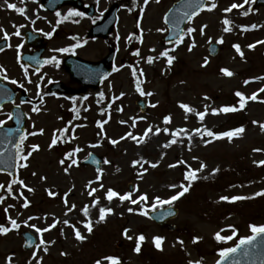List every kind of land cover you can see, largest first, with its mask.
Wrapping results in <instances>:
<instances>
[{
	"label": "rangeland",
	"instance_id": "obj_1",
	"mask_svg": "<svg viewBox=\"0 0 264 264\" xmlns=\"http://www.w3.org/2000/svg\"><path fill=\"white\" fill-rule=\"evenodd\" d=\"M172 2L173 0H149L148 5L144 6L143 0H136L134 9L129 12L128 7H133V2L125 0L120 20L110 35L115 39L118 52L116 66L119 70L98 89L89 90L77 106H73L74 102L70 97H54L45 99L39 112H29L26 133L37 134L27 136L22 144V151H31L33 144L39 145V149L32 152L27 160V167H21L24 163L21 161L17 178L22 179L33 191L17 183L13 185V194H8L7 184L12 179L0 175V184L5 185L4 189H0V195L6 196L5 201L0 204V223L11 228L7 220V216L11 215L20 224L18 229L0 234V264H8L10 255L12 264H37L40 258V264H96L97 260H101V264H111L103 259L109 256L117 257L118 264H189L190 260L211 264L216 259V251L220 247L229 248L241 237L251 234L250 224H264V195L253 196L264 189V165L254 163L264 160V151H253L257 148L264 149V129L260 126L264 124V92H258L264 87V80L251 79L264 76V8L252 11L244 6L233 9L232 12H224L223 10L233 2L242 3L243 0H216L215 9L209 11L204 8L185 26L184 32L189 27L197 29L192 34L196 46L189 51V36H184L183 43L165 44L161 39L167 31L162 14H165L163 12ZM211 2L212 0L208 4ZM7 3L24 7L27 16L23 14L22 17L26 18L28 23L25 19L18 20L15 9L8 8ZM7 3L0 0V13L3 15L2 27L10 34L19 23L24 24V27H31L32 20H35L34 28L41 29L43 33L52 31L55 13L42 11L35 0H7ZM110 3L111 0H99L96 13L101 14ZM141 8L144 9L143 12ZM244 11H248V15H243ZM139 12L142 13V20L136 24L133 17ZM225 17L231 21L230 25L223 23ZM252 24L257 27L247 30L241 27ZM202 25H207L203 34L200 33ZM90 26L89 21L67 22L57 26V36L47 44L50 48L47 56L61 57V54L53 50L72 44L73 37L70 34L78 40H84ZM225 27H230L231 31L225 32ZM220 37H223V43H220L221 51L212 57L207 53V46L211 41L219 42ZM104 41L106 40L101 38H87L79 53L85 58L100 57L109 50ZM257 41L261 43H256ZM20 42L16 45H20ZM234 44L241 46L243 57L234 49ZM249 44H255V47L248 48ZM166 48L174 49L170 54L176 59L171 66L167 65L166 57L159 56ZM136 49L140 50L139 56L134 54ZM12 53L13 50H10L4 56V61L7 60L9 64L14 60ZM149 55L158 58L148 63L146 58ZM205 58L209 61L206 66ZM225 67L234 74H223L221 69ZM134 68L137 70L136 76L133 75ZM139 69H143V75H140ZM46 70L60 69L49 66ZM246 79L250 80L247 85L244 84ZM137 80L145 92H152L153 95H141L136 87ZM238 90L246 96L258 92V99L247 101L246 107L238 111L219 114L211 112L212 108L238 106L239 97L235 95ZM100 92L104 93L103 97L98 95ZM121 92L125 95L113 100V97L119 96ZM137 96L144 98L147 106L144 113H141L135 104ZM181 102L197 111H204V106L208 105L209 112L203 121H200L195 113H187L185 119L186 112L180 107ZM153 104L156 106L152 107ZM121 106L123 111H117ZM74 107L79 109L78 113ZM102 108L105 109L104 112H101ZM68 110H73V117ZM169 114L172 117L171 123L165 124L163 118ZM139 116L146 119L136 120V126L132 127V118ZM105 119H108V123L104 125L107 135L98 136L97 133L101 129L97 122ZM121 120L128 123L122 124ZM150 124L153 125V132L143 137ZM156 126L162 129L160 133H155ZM240 126H243L245 131L231 140L227 137L212 139L206 134L202 139L193 131L198 127H207L214 132H224ZM65 127L67 132H57ZM165 127L169 129L168 132L163 131ZM41 128L44 129L42 134L38 132ZM178 128L186 130L191 135V141L184 132L175 135ZM127 132L137 135L138 139L143 137V142L138 144L130 138L119 140ZM54 135L57 139L61 135L63 141L58 139V143L50 148L49 144ZM109 138L117 139L119 143L113 145ZM173 139L176 140L175 143H171ZM204 139L211 142L205 144ZM77 146L81 149L74 157L78 164L69 167L70 160L67 159L61 164L60 161L65 159L64 154ZM89 152L110 161L103 164L102 173L90 166L80 165V161ZM141 157L146 161H158L156 167L142 161L143 167L148 169L142 176L140 166L134 167L132 164L133 160ZM193 157L198 159L194 160ZM178 160L186 163L176 164ZM201 162L207 166L197 173L199 179L192 182L191 188L184 196L171 204L178 209V215L170 221L175 225V230L169 231L166 227L156 225L139 211L145 207L147 211L153 209L150 205L155 196L166 199L179 191L181 182L187 183L185 172L188 165H191L192 169H198ZM173 164L176 166H169ZM65 167H69L68 172L64 171ZM215 168H219V171L213 173ZM97 175L101 176V180H96ZM90 181V187L98 189L93 196L88 195ZM101 183L104 185L103 189L100 188ZM128 183H131L133 188L138 186L139 193H148L149 200L145 204L133 205L129 201L121 202L119 198H113L112 201L106 199L108 188L123 194L128 192ZM173 184L177 185V188L169 187ZM48 190L57 195L50 196ZM20 191H23L24 196L31 202L27 208L22 207V197L16 198ZM66 192H69L68 207L72 203L77 205L76 209L67 215V207L64 204ZM137 195L138 193L133 191V199L137 198ZM233 195L250 198L235 202L220 200L221 196ZM95 196H98L100 201L96 207H92ZM86 204L89 205V216L94 224L90 233L81 223L88 219L81 211ZM9 205L14 207L9 208ZM100 207H112L114 212L107 214L105 221L97 223ZM130 207L137 211L129 212ZM5 208H8V213H5ZM29 216L36 217L29 221V225L36 224L40 228L47 227L57 217L60 221L69 219L86 238L82 241L77 239L74 229L62 222L43 234L36 233L35 229L23 224ZM229 225L234 226V229ZM125 229L129 230L128 235L133 239H127ZM22 230L34 232L38 237L37 245L41 235L45 241L55 242L41 245L39 250L35 247L24 251L21 248ZM233 230L236 235L232 240H217L215 237L217 231L228 236L232 235ZM141 233L146 239L141 242V250L136 252V237ZM157 235L165 238L162 248L159 249L153 240ZM196 236L201 239L194 243L193 238ZM179 240H183V245ZM116 241H121L123 245L117 247ZM45 246L48 247L47 252L43 251Z\"/></svg>",
	"mask_w": 264,
	"mask_h": 264
},
{
	"label": "snow or ice",
	"instance_id": "obj_2",
	"mask_svg": "<svg viewBox=\"0 0 264 264\" xmlns=\"http://www.w3.org/2000/svg\"><path fill=\"white\" fill-rule=\"evenodd\" d=\"M5 2L7 3V0H5ZM133 2V6L135 7L136 5V0H132ZM157 2H159V0H157ZM97 3H99V0H97ZM149 3V0H143V4L144 6H147ZM248 3V0H243L242 3H236V2H233L229 7L225 8L223 11L224 12H232L233 9H239V8H243L245 4ZM7 7L8 8H11V9H15L18 13H21V14H25L26 12V9L24 7H17V5L15 3H7ZM41 8L44 7L43 4L40 5ZM217 7V3H216V0H212V2L210 4H207V3H204V4H198L197 5V9H201V8H207L209 11L215 9ZM133 9L132 8H128V11H132ZM143 8H141V12H143ZM85 15L84 12L82 11H79L75 8H71L68 10L67 14L66 15H62L59 11L56 12V16L60 18V20L57 22V26H59V23L62 22V21H65V20H68L70 19L71 17H83ZM185 15L187 16V18L191 21L192 18L197 15V11L196 10H193L192 12H185ZM243 15H248V11H244L243 12ZM37 18H39L37 16ZM167 19V17H166ZM75 22H79V21H75ZM32 23L34 24L35 23V20H32ZM223 23L225 25H230L231 24V21L228 19V18H224L223 20ZM18 29L19 27H23V25H20V26H17ZM207 25H202L200 27V33L203 34L204 33V30L206 29ZM244 30H247L248 28H256L257 25L255 24H252V25H242L241 26ZM55 27L53 28L52 31H49V32H45L44 34L48 37H51L53 35V33L55 32ZM225 32H229L231 31V28L230 27H225L223 29ZM0 31L3 32V36L5 39H7L10 34L4 30L2 28V26H0ZM38 31H42V30H38ZM158 31H164V29H158ZM197 31V29L195 27H189L187 28L186 32H183L180 37H179V40L177 43H183V40H184V36H189L191 38V43L189 45V51L192 50L193 47L196 46V40H195V37L192 35L193 33H195ZM14 35L16 36H20L21 33L19 30H17ZM73 39H77L76 37H73ZM129 39H131V36L129 37ZM141 41H142V30H141ZM219 42L220 43H223V37H220L219 38ZM86 43V41H85ZM169 43H172V41H169ZM256 43H261V41H257ZM9 47H11V45H8ZM78 46H80L79 44V40L77 39V43L75 44H72L68 47H63V48H59V49H54L53 51L54 52H68L70 50L74 51ZM17 47L19 48L20 45H17ZM234 49L237 51V53L240 54L241 57L244 56V53L243 51L241 50V46L239 44H234L233 45ZM255 47V44H249L248 45V48H254ZM4 51V48H0V52ZM153 51H155V49H153ZM171 51H174V49H169V48H166L164 49L163 51H161L159 53V56L160 57H166L167 58V65L168 66H171L173 64V62L175 61L176 57L174 55H171L170 52ZM135 55L139 56L140 55V50L139 49H136L135 52H134ZM158 57H154V56H147L146 60L148 63H152L154 62L155 59H157ZM49 63H53L56 67H59V61L57 60V57L55 55L51 56L50 58H47V59H44L43 60V64H49ZM139 63V62H137ZM209 63L208 59L205 58L204 60V65L206 66L207 64ZM121 67H123V65H121ZM115 70H119V69H114ZM6 69H4L3 65H0V74H3V79L5 80H8L9 77L6 75ZM37 72L40 71L39 68L36 69ZM221 72L227 76H232L234 73L227 67L225 68H222L221 69ZM139 73L140 75H143V69H139ZM25 74L27 75V69H25ZM133 75L136 76L137 75V70L134 68L133 69ZM44 79L43 75L40 77V82H42ZM251 79H254V80H264V76H261V77H253ZM40 82L37 83V90H38V94H41V95H47L48 93H43L42 89L40 88ZM52 81L49 80V83H51ZM250 82V80L246 79L244 81V84L247 85L248 83ZM12 83L13 84H16V83H19L18 81L16 80H12ZM28 83H32V80L31 78L29 77L28 79ZM20 87L21 88H24V84H20ZM136 87H137V90L140 92L141 95H147V96H151L153 95L152 92H145V90L140 87V82L139 80H137V83H136ZM258 92H264V87L260 88L258 90ZM258 92H253L250 96H246L245 93L241 92V91H236L235 95L237 97H239V101H238V106L237 105H230V106H221L220 108H212L211 109V112L213 114H219L220 112H223V113H228V112H234V111H238V110H241V109H244L246 107V102L249 101V100H257L258 99ZM99 96L103 97L104 96V93L103 92H100L98 94ZM125 95V93L121 92L119 94V96H115L113 97V100H116V99H119L120 96H123ZM208 97L206 96L205 99H207ZM71 99L73 101L76 100L75 97H71ZM86 99V97H85ZM21 103H24V101H21ZM28 103H31V101H28ZM158 103V102H157ZM156 105L153 104L152 107H155ZM111 107V105H109V108ZM180 107L182 109L185 110L186 112V116H185V119H187V113H195L196 116H198V118L200 119V121H203L205 116L208 114L209 112V106L208 105H205L204 106V111H197L195 108L189 106L188 104H185V103H182L180 104ZM0 108H2V105H0ZM41 109L40 107H33L32 111L33 112H39ZM74 110L78 113L79 112V109H75L74 107ZM105 109H101V112H104ZM117 111L119 112H122L123 111V107H119L117 108ZM9 119H11V115H9L8 117ZM110 115L108 117V119H110ZM108 119H105V120H102V121H98V125L101 129L100 132L97 133V135H104L106 136V132H104V125L108 123ZM146 119V117H143V116H139V117H135V118H132V127H135L136 126V120H144ZM164 120V123L165 124H169L171 123V120H172V117H171V114L169 115H166L164 116L163 118ZM5 123L4 120H0V125H3ZM69 123H71V121H69ZM120 123L122 124H127L128 121H124V120H121ZM254 123H256L254 121ZM262 129H264V124H261L260 125ZM68 129L67 127H65L64 129H59L57 130L58 133H64V132H67ZM162 131V129L159 127V126H156L155 127V133H160ZM164 132H168L169 129L167 127H165L163 129ZM196 134H198L202 139L204 138L205 134L208 136V137H211L212 139H217V138H224V137H227L229 140H231L234 136H240L244 131V127L243 126H240V127H237L235 129H232V130H229V131H224V132H214L212 131L211 129L207 128V127H203L202 128H195L193 130ZM38 132L40 134H42L44 132V129H39ZM153 132V125H149L147 129H145L144 133H143V137H147L149 135V133H152ZM181 132H184L185 135H188L189 137V141H191V135L184 129H176L175 130V135H179V133ZM37 132H30V133H25L23 135L20 136V143L16 145V148L18 150V153H19V159L21 161H23L24 163L21 164V167H27V160L28 158L32 155V152L33 151H36L39 149V145H36V144H33L31 146V151H28L26 153H24L21 149V145L24 143V141L27 139V136L29 135H36ZM143 137L142 138H139L138 139V136L137 135H134L132 132H127L124 136H121L119 138V140H123L125 138H130L131 140L135 141L136 143H142L143 142ZM110 139V142L115 145L117 143H119V140L117 139ZM176 140L173 139L171 141V143H175ZM211 141L207 140V139H204V143L207 144V143H210ZM58 143V139L57 137L54 135V137L52 138L51 140V143L49 144V147H53L55 146L56 144ZM168 145L166 144L165 147H167ZM81 149L77 146L75 148H73L71 151L69 152H66L64 154L65 156V159H62L60 161L61 164H64L65 163V160H70V166L72 165H77L78 164V160L75 157V154L80 152ZM253 151H264V149H253ZM91 155V153L89 154ZM193 159H198L197 157H193ZM147 163V164H150L151 167H156L157 164H158V161L157 162H152V161H146L144 160L143 157H141L140 159L138 160H133L132 161V164L133 166H137L139 165L140 168H141V173L140 175L142 176L144 173H146L148 171L147 168H144L143 167V163ZM97 163H99L97 161ZM104 163L105 164H108L110 163V161H108L107 159L104 160ZM186 163L185 161L183 160H178L176 162V164H184ZM254 163H256L257 165H264V160H260V161H254ZM170 167H175L176 165L173 164V165H169ZM206 163L204 162H201L200 163V167L198 169H192L191 168V165H188V170L185 172V182H181V184L179 185V188L180 190L175 192V194L167 197L166 199L165 198H162L161 196H155L153 198V203L150 205L151 208L155 209L157 207V205H160V206H163V205H171L173 204L175 201H177L180 197L184 196V194L186 192L189 191V189L191 188V184L193 181L199 179V176L197 175V173L203 171L205 168H206ZM69 167H65L64 168V171L65 172H68L69 171ZM98 173H102L103 172V169L102 168H99L97 169ZM117 171H119V168H117ZM213 173L219 171V168H215L212 170ZM46 179V178H45ZM96 180L99 181L101 180V176L100 175H97L96 176ZM19 183L21 186H23V188H27L29 191H33V189H31L28 185H26L24 183V181L22 179H15V180H12L10 183L7 184V193L8 194H13V185ZM91 181L89 182V187L91 186ZM170 188H177V185L173 184V185H170L169 186ZM5 188V185L4 184H0V189H4ZM100 188L103 189L104 188V185L101 183L100 184ZM98 191L97 188L95 187H90V190L88 192V195L89 196H93L94 193H96ZM133 191L137 192L138 195H137V198L133 199ZM69 192H71V189H69ZM69 192H66L64 194V204L66 205L67 207V212L65 213V215H67L68 213L72 212L74 209H76L77 205L75 203H72L70 207H68V200H67V196L69 195ZM48 194L50 196H55L57 195V193L51 191V190H48ZM260 195H264V189H261L260 191L256 192L253 194V196H260ZM105 196H106V199L108 201H112L113 198H119L121 202L123 201H129L131 204L133 205H136L137 203H140V204H145L148 200H149V195L148 193H139V188L138 186H134L133 190H130L128 192H125L123 194H121L120 192L112 189V188H108L106 193H105ZM23 198V204H22V207L23 208H27L29 207L30 205V201L28 200V198L26 196H24V192L23 191H20L18 196L16 197L17 199L19 198ZM250 197H246V196H239V195H233L231 197L229 196H221L220 197V200L222 201H231V202H235V201H238V200H241V199H248ZM6 199V196L4 195H0V204H2ZM99 201H100V198L98 196H95L94 199L92 200V204L91 206L92 207H96L98 204H99ZM9 208L11 207H14V205H9L8 206ZM5 213H8V208H5L4 209ZM83 215L85 217H88V219L86 221H81V223L84 224V226L86 227L87 231L90 233L92 232L93 230V227H94V224H93V221L92 219L90 218L89 216V205H84V207L81 209ZM128 211L129 212H134V211H137V209H134V208H128ZM139 211L142 212L143 215L145 216H148V211H147V208H142L140 209ZM114 212V209L112 207H100L99 208V216H98V220L96 221L97 223L99 222H103L105 221L106 219V215L107 214H111ZM171 213L169 212H162L161 213V218H163V216L165 215H170ZM36 217H33V216H29L27 219H25L23 221V224L25 225H28L30 228H33L35 229L36 233H40V234H43L44 232H47L49 231L50 229L52 228H55L56 227V224L57 223H63L65 225H70L73 229H74V234L76 236L77 239L79 240H84L86 237L81 233L80 229L76 227L75 224H71V221L69 219H64L63 221H60V219L57 217L53 220V223L49 224L47 227L45 228H40V227H37L36 224H30L29 225V221L34 219ZM7 220L10 222V225H11V228L10 227H7L5 226V224L3 223H0V234H7L9 231H11L12 229H18L20 227V224L17 222L16 219H13L11 217V215H8L7 216ZM229 227H232L234 229V226H231L229 225ZM249 228H250V231H251V235H247V236H243L240 238V241H239V244H237L235 247H231V248H223L220 250V260H223L229 253H234L236 252L242 245L244 246H247V245H250L253 243V241H255L257 239V237H260L262 235H264V224H255V223H252L249 225ZM128 229H125L124 230V234L125 236L127 237V239L131 240L133 239L132 236H129L128 235ZM222 231V230H221ZM221 231H217L215 233V237L217 240H232L233 236L236 235V232L235 230H233V233L232 235H228V236H225V235H221ZM137 244H136V247H135V251L136 252H139L141 250V242L144 241L146 239V237L144 236V234H139L137 237ZM165 238L163 236H154L153 237V240L155 242V246L159 249V248H162V241L164 240ZM179 239V238H178ZM201 239V237L199 236H196L193 238V242H197ZM29 244H32V239L31 237H29L28 241H27ZM55 241H45L43 239V236L41 235L40 237V241H39V244L36 245V248L39 250L40 246L41 245H46V244H49V243H54ZM179 243L181 245H183V240H179ZM43 251L44 252H47L48 251V247L45 246L43 247ZM247 254V252L245 253ZM36 256V252L33 253V257ZM107 261H110L111 264H118V258L117 257H113V256H109V257H105L103 258ZM42 258H40L38 261H37V264H40ZM220 260L217 261V264H220ZM8 264H12V256L10 255L8 257ZM96 264H101V260H97L96 261ZM189 264H202V261L201 260H190L189 261Z\"/></svg>",
	"mask_w": 264,
	"mask_h": 264
},
{
	"label": "water",
	"instance_id": "obj_3",
	"mask_svg": "<svg viewBox=\"0 0 264 264\" xmlns=\"http://www.w3.org/2000/svg\"><path fill=\"white\" fill-rule=\"evenodd\" d=\"M205 0H180L179 2L175 3L172 8L167 13V23L169 26V33L168 36L164 38L165 41H173L176 40L181 32L182 27L186 21L187 16L185 15V12H192L193 10L198 11L197 5L203 4ZM258 4L264 5V0H256V4L254 7H256ZM94 29H99L98 26L94 27ZM103 35H106L103 32ZM211 54H214L217 51V47L215 45H211L209 48ZM111 60V55L107 57L102 63L100 64H91L92 66H97V68L103 67L102 70H96L97 74L95 75V86L97 85L99 79L105 75L109 70H107L106 66H109ZM141 109H143V105H141ZM15 123V133L16 137L19 136L22 133L23 129V118L20 117L18 120L14 119ZM15 146V145H14ZM14 146L11 148V154H10V162L6 164L3 162V157L0 159V169L11 171L14 168V161H15V149ZM2 154H0V157ZM97 161L99 163H97ZM87 163H92L95 165L96 168H99L102 164V159L100 157H97L93 154L90 155V157L87 160H84L82 162L83 165ZM130 185H128V188L130 189ZM162 212H169L170 215H165L163 218H161ZM160 214H157L158 212H152L149 213V216L153 219H155L159 224H163L168 218H171L176 215L175 209H169L162 211ZM23 236L25 237V245L24 248H30L33 246L35 242V238L32 237L28 233H24ZM31 237L32 244H29L27 241ZM120 245V244H118ZM247 252V254H245ZM220 264H264V235L257 237L255 241H253L252 244L244 246L242 245L236 252L229 253L223 260H220Z\"/></svg>",
	"mask_w": 264,
	"mask_h": 264
},
{
	"label": "flooded vegetation",
	"instance_id": "obj_4",
	"mask_svg": "<svg viewBox=\"0 0 264 264\" xmlns=\"http://www.w3.org/2000/svg\"><path fill=\"white\" fill-rule=\"evenodd\" d=\"M121 1L122 0H117L116 1V4L118 5V7L120 9H121L120 6L122 4ZM88 5H92L93 10L95 11V4L94 3H89V2H87V0H81V4H80L81 9H77V10L84 12L85 15L83 17L70 18V19H68L66 21H79V22L86 21L88 19V16L86 14ZM109 6H110V4L107 6V8ZM69 9H71V7H69ZM94 14L95 13L93 12V15ZM103 15L95 16V17L93 16L91 18V20L92 21H98L100 18L103 17ZM0 18H1V13H0ZM2 22H3V20L0 19V26H2ZM3 29H6V28H3ZM13 31H14V29H13ZM21 33H22V37H23V30H22ZM3 40L6 41V46L4 48V51L0 52V65H3L4 69L7 70L6 71V75L9 77L8 80H5V79L4 80L6 82H8L9 84H11L16 90H19L20 92H23L22 91L23 88L20 87V82L22 81V79H20V77H19L21 70H16V69L19 68L18 66H19V63L21 62L20 59H19L20 56L18 57V60H16V61L12 60L10 64H9V62H7V60L4 61V56L8 52L9 40L5 39L3 37V32L0 31V41H3ZM79 44H80V46H78L74 51L70 50L68 52H65L63 56H65L67 54L68 55L69 54H75L76 56L83 58V56L80 53H78V51L81 49V46H82L81 42ZM107 47L111 48L109 46V44H107ZM33 50L34 49L31 46H26V49L24 50V48H22L20 53H23V52L32 53ZM46 50H47V44H46ZM63 56H62V58H60V61H59V69L60 70H43L46 67V65L49 66L50 63L46 64V65L43 64V67L40 69L39 72H37L36 70H32V69L29 70L30 72H33V73H35L37 75H39V74L41 76L43 75V77H44L43 81L40 82V80H38L37 83L40 82V88L42 89L43 93H48V94L47 95L38 94L37 84H35V85H28L27 84V89H26L27 94L29 95V93H30L29 89H30L34 93L33 95L35 96V99L33 100V99H31V98H29L27 96L26 101H24V103L21 104L23 107L28 105V101H31V103H29V104L37 105L38 103H42V98L45 97V96L61 95L60 93H58L56 91L49 90V87L51 86V84H53L55 82H61L65 86L74 88V90H79L80 89V86L78 85V83L69 76V74L66 72L65 68L63 67ZM102 57H103V55L100 56V57L92 58V60H99ZM53 66L55 68H58L54 64H53ZM0 75L3 77V74H0ZM13 79L18 81L19 83L13 84L12 83ZM49 80H51L52 82L49 83ZM74 95H78V93H74ZM16 103H19L18 98L16 99ZM8 110H10V108H8ZM6 112H7V105H4V106H2V108H0V116H1L2 113H6ZM5 123H6V121H5Z\"/></svg>",
	"mask_w": 264,
	"mask_h": 264
}]
</instances>
